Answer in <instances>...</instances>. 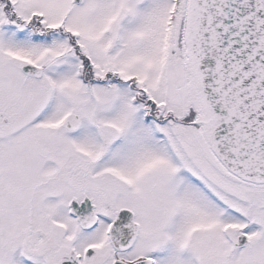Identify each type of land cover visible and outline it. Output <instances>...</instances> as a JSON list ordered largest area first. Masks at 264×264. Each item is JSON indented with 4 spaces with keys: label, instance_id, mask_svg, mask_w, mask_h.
Wrapping results in <instances>:
<instances>
[{
    "label": "snow or ice",
    "instance_id": "6c2138e0",
    "mask_svg": "<svg viewBox=\"0 0 264 264\" xmlns=\"http://www.w3.org/2000/svg\"><path fill=\"white\" fill-rule=\"evenodd\" d=\"M0 264H264V0H0Z\"/></svg>",
    "mask_w": 264,
    "mask_h": 264
}]
</instances>
